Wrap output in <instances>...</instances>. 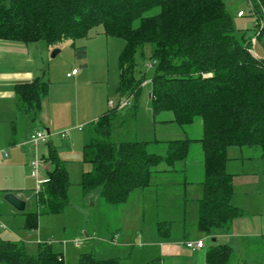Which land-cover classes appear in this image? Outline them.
Listing matches in <instances>:
<instances>
[{
	"label": "trees",
	"instance_id": "obj_1",
	"mask_svg": "<svg viewBox=\"0 0 264 264\" xmlns=\"http://www.w3.org/2000/svg\"><path fill=\"white\" fill-rule=\"evenodd\" d=\"M226 0H9L0 4V40L59 44L86 36L100 26L102 35L123 42L118 62L119 95L136 99L139 82L132 76L133 54L147 48L153 73L149 100L153 114L170 112L168 122L191 126L198 118L199 139L165 142L163 155L149 152L147 142L116 138L114 126L134 119L136 105L124 119L118 108L107 109L87 130L83 162L90 166L80 183L83 195L98 191L109 205L123 204L131 192L150 185L155 167L164 161L169 170L185 161L192 144L202 153L203 182L198 200L197 230L228 231L241 211L230 204L232 175L225 170L226 148L260 147L264 151V60L251 54L250 45L232 26ZM244 1L264 33V0ZM79 58L85 47L74 48ZM20 115L35 118L47 98L48 85L40 79L13 88ZM119 120V121H118ZM118 121V122H117ZM119 127V126H118ZM47 178L34 195L38 211L24 213V229L37 228L38 215H52L67 207L69 180L54 149L41 157ZM233 250L212 245L205 264H231ZM0 264H64L50 242L38 244L36 254L22 244L0 239ZM76 264H122L81 254Z\"/></svg>",
	"mask_w": 264,
	"mask_h": 264
},
{
	"label": "rangeland",
	"instance_id": "obj_2",
	"mask_svg": "<svg viewBox=\"0 0 264 264\" xmlns=\"http://www.w3.org/2000/svg\"><path fill=\"white\" fill-rule=\"evenodd\" d=\"M0 4L7 6L9 0H0ZM224 7L232 19L233 28L243 35L252 51L255 46L253 55L259 60H264V33L256 37L258 28L247 4L244 1L226 0ZM238 11L243 12L242 17H236ZM101 31L100 26H95L88 29L85 37L75 41L65 40L59 44H48L41 40L30 43L0 42L1 91H4L11 82V76L15 78L14 80L22 78L17 76L16 70H19V74H23L27 68L33 71L34 78L48 85L47 98L42 102L36 120L31 123L28 119L30 116H20V118L25 116L22 139L26 141L23 143L22 151L26 157L32 159L34 154L38 158H41V155L46 156L48 147L55 150L57 157L64 162L69 180L68 204L60 213L38 215L37 228L25 237L29 241H35L38 235L39 242L50 241L54 248L66 246L64 264H76L83 253H94L96 258H119L122 264H138L147 256L145 252L150 251V248L146 250L143 244L149 239L146 235L141 237V232L146 230V222L155 217L153 211L158 207L156 200L175 198L181 193L178 187L182 174L180 164L169 170L165 162L161 161L154 169L151 184L131 192L125 203L109 205L100 200L98 204L90 207L94 194L83 195L80 183L82 175L90 169V166L83 162L82 146L87 139V130L91 123L101 117L107 109L117 108L118 103L127 101L128 106L118 110L119 120L124 119L130 109L136 105L135 115L134 119L124 122L123 126L119 120L115 124L114 133L120 140L147 142L149 152L163 155L166 141L181 140L185 137L200 138L202 135L198 118L193 120L191 126L180 127L168 122L171 119L170 112L152 113L149 92L150 77L154 69L147 48L142 52L136 50L133 54L132 76L140 85L138 97L128 98L116 92L118 59L123 42L107 38L101 34ZM76 47H85L84 58L75 55ZM54 51L58 52L51 57ZM73 68L80 71L79 75L66 78V73H70ZM109 102L113 104L112 107H108ZM45 128L49 129L48 134ZM77 128H81V132L76 131ZM64 131L70 133L68 140L59 137ZM36 132H43L46 140L32 146L30 137ZM4 150L6 151H0V161L6 159L4 152L6 156L10 154L8 148ZM201 157L200 145L192 144L186 157L191 170L183 172V175L187 173V177L191 180L199 178ZM226 158L225 170L233 176L232 193L241 194L237 196L241 198L243 212L264 215V151L260 147L229 146L226 148ZM165 168L167 171L156 172ZM6 169V165L1 163L0 170L5 172ZM23 169L26 171L24 174L28 175L29 167L28 170L25 166L19 167L20 171ZM41 169L38 171L39 178L43 177ZM29 179L35 181L33 178ZM153 186L162 190L155 189V193L152 194ZM29 188L34 189L33 184H30ZM26 193L28 194L29 191ZM3 203L0 202V208L6 207ZM26 207L27 212L38 211L32 201H28ZM186 214L189 219L194 217L196 222L197 204L192 203L187 206ZM93 225L96 235L92 241L93 237L87 238L86 233L88 231L89 234L91 233ZM84 230L87 232L84 233ZM107 235L110 238L114 236V241L109 244L101 242L99 238ZM202 237L205 247L209 246L211 244L209 238L205 234ZM75 238H79L77 246L72 243ZM0 239L20 244L14 233L9 228L3 229L1 224ZM35 247V244H26L24 248L27 253L34 255ZM167 262L189 264L186 259L177 256Z\"/></svg>",
	"mask_w": 264,
	"mask_h": 264
},
{
	"label": "crops",
	"instance_id": "obj_3",
	"mask_svg": "<svg viewBox=\"0 0 264 264\" xmlns=\"http://www.w3.org/2000/svg\"><path fill=\"white\" fill-rule=\"evenodd\" d=\"M0 42H4L3 44H8V42L15 41L0 40ZM253 47V51L250 47L252 55V52H255V46ZM18 72L19 70H16L15 73L18 77H22L21 79L16 78L17 80H14L15 78L11 76L10 79L12 80L7 88L4 91H1L0 89V151H6L4 150L5 148H8L10 150V154L8 156H6L4 152V156L6 157V159L0 161V164L2 163V165H6L7 168L5 172H2V170H0V202H4L2 200V195L4 193H14V195L19 194L25 197L27 200L25 202L26 204L23 212L15 211L12 207L4 202L3 204H5L6 207L0 208V224L2 225L3 229L9 228L10 231L14 233L16 239H18L20 241V244H22L24 247L26 246V244H35V249L37 251L38 244L50 241L45 240L43 242H39L38 235L35 241H29L25 237L26 235L31 233V231H27L24 229V213L27 212V202H34L35 181L33 180L32 182L29 179L32 178L29 176V172L27 175V173L24 174V172H26L24 169L22 171L19 170V167L21 166L22 168L23 166H25V169L27 168L28 170V164L31 160L30 158L26 157L25 153L22 151L23 143L24 141H26L22 139L25 129L23 120L25 116L29 117V115H25L20 118L21 115L17 112V103L13 92V88L16 84L31 82L32 80L37 78H34L35 76L33 71H29L28 68L24 70L23 74H19ZM79 73L80 71L77 70L74 75L66 78L70 79L73 76L76 77L79 75ZM67 74L69 73H66V75ZM23 78H25V80H23ZM28 119H30L29 122L32 123L34 122V120H36V117L32 118L30 116V118ZM45 126L49 127L48 124H45ZM45 131L47 134L49 133L48 128H45ZM42 156L43 155H41V157ZM178 164H180V169L182 172V174H180L181 178L179 179L178 186L179 190L181 191V195L179 194L175 198H159L158 200H156L158 203V207L153 211L155 217L146 222V230H143L141 232V237L146 235L149 239L146 240L143 244L145 245V249L148 250L150 248V251L145 252L147 256L142 258L138 262V264H170L167 261L176 256L186 259L187 263L189 264H205L206 251L210 246L216 244H224L232 248L234 258L231 261V264H264V215L260 213L245 214L241 208V198L237 196L241 194L238 193L236 195L232 193L230 204L234 207H237L241 211V215L232 220L229 230L224 231L220 229H214V231L210 230L208 233L199 232L197 230V219L196 222L194 221V217H191L189 219L187 217L186 210L187 206L192 203H196L198 208V200L201 196L200 184L204 179L202 157L199 163V166L201 168V175L199 176V178L194 180L188 178L187 173L183 175V172H189L191 170V166H188L189 162H187V160L185 159V161ZM175 167L176 166H174V168ZM40 171L43 175L42 178L40 177V180L45 182L47 178V164H44ZM162 171L167 170L165 168L161 171L156 172ZM155 176L156 175H154V177ZM30 184H33L34 189L29 188ZM155 189L159 191L162 190L157 186H153L152 194L155 193ZM27 191H29L28 194L26 193ZM93 194L94 195L90 204L92 206L90 207H93V205L98 204V202L100 201L98 191H94ZM94 226L95 225H93V228H91L90 234L89 231H86V233L84 230L87 238L93 237L92 241L95 239L96 235V229ZM203 234H205V236L209 238L211 243L207 247H205L206 244L202 237ZM111 237L112 238L108 237L107 235L99 239L101 242H106L107 244H109L111 243V241H114V236ZM75 240H78L79 242V238H75L72 240L73 244H75ZM197 240H202V248L187 249L184 246L185 242ZM75 245L77 246V244ZM51 246L54 251L62 255V259L65 262L64 248L66 246L62 245L61 247L58 246L55 248L52 244ZM96 259L107 260L112 258Z\"/></svg>",
	"mask_w": 264,
	"mask_h": 264
},
{
	"label": "built area",
	"instance_id": "obj_4",
	"mask_svg": "<svg viewBox=\"0 0 264 264\" xmlns=\"http://www.w3.org/2000/svg\"><path fill=\"white\" fill-rule=\"evenodd\" d=\"M243 12L238 11L236 14V17H242ZM77 72L76 69H73L69 74L66 75V77H70L71 75H74ZM113 104L111 102L108 103V107H112ZM128 106L127 101H121L118 103L117 108L122 109L124 107ZM77 131H81V128H77ZM60 139L67 140L70 137V133L68 131L61 132L59 134ZM46 140V135L43 132H36L34 135L30 137V143L32 146H35L38 142H43ZM45 164L44 160L42 158H38L36 154H34V158H32L28 164L29 167V176L35 179V194L38 192L40 185L43 183L42 180L39 178L38 171L42 168V166ZM17 196L24 200L26 202V198L22 195L17 194ZM75 244H78V240L74 241ZM184 246L187 249H200L203 247L202 240L197 241H189L185 242Z\"/></svg>",
	"mask_w": 264,
	"mask_h": 264
},
{
	"label": "water",
	"instance_id": "obj_5",
	"mask_svg": "<svg viewBox=\"0 0 264 264\" xmlns=\"http://www.w3.org/2000/svg\"><path fill=\"white\" fill-rule=\"evenodd\" d=\"M57 52L58 51H54L51 54V57L55 56ZM2 200L17 212H23L25 209V201L20 199L17 195H14L13 193H4L2 195Z\"/></svg>",
	"mask_w": 264,
	"mask_h": 264
}]
</instances>
